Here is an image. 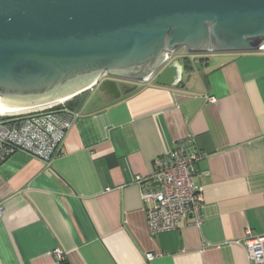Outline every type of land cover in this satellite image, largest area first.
Masks as SVG:
<instances>
[{"label":"crops","instance_id":"crops-1","mask_svg":"<svg viewBox=\"0 0 264 264\" xmlns=\"http://www.w3.org/2000/svg\"><path fill=\"white\" fill-rule=\"evenodd\" d=\"M185 56L173 59L184 66L174 86L83 93L51 165L24 152L0 164V264H254L245 239L264 236V51ZM181 146L203 157V222L152 235L142 194L156 160Z\"/></svg>","mask_w":264,"mask_h":264},{"label":"water","instance_id":"water-1","mask_svg":"<svg viewBox=\"0 0 264 264\" xmlns=\"http://www.w3.org/2000/svg\"><path fill=\"white\" fill-rule=\"evenodd\" d=\"M181 51H264V0H0V98L22 107L174 86Z\"/></svg>","mask_w":264,"mask_h":264},{"label":"built area","instance_id":"built-area-1","mask_svg":"<svg viewBox=\"0 0 264 264\" xmlns=\"http://www.w3.org/2000/svg\"><path fill=\"white\" fill-rule=\"evenodd\" d=\"M106 78L104 75L102 81ZM64 105L56 104L18 115L0 114V164L16 152H24L46 165L62 157L66 137L76 120L74 113L57 109ZM202 158L181 146L156 160V171L148 179L152 189L142 194L143 201L151 205L147 214L152 235L176 231L184 222L190 226L202 225L203 189L194 180L195 165ZM137 183H143L141 177L137 178ZM245 244L251 261L264 264V236H254L248 231ZM55 254L59 259L63 258L59 251ZM149 258L153 259L151 255Z\"/></svg>","mask_w":264,"mask_h":264},{"label":"bare ground","instance_id":"bare-ground-1","mask_svg":"<svg viewBox=\"0 0 264 264\" xmlns=\"http://www.w3.org/2000/svg\"><path fill=\"white\" fill-rule=\"evenodd\" d=\"M73 98H66L63 100H60L58 102H56L55 104H51V105H47V106H42V107H36V108H26V107H22L20 105L17 104V102L15 101H11V100H6L4 98H0V114L1 115H18V114H23V113H27L30 112L32 110H36V109H43L46 107H50L56 104H63L66 103L70 100H72Z\"/></svg>","mask_w":264,"mask_h":264},{"label":"trees","instance_id":"trees-1","mask_svg":"<svg viewBox=\"0 0 264 264\" xmlns=\"http://www.w3.org/2000/svg\"><path fill=\"white\" fill-rule=\"evenodd\" d=\"M82 105H83V98H81V96H77V97L73 98L71 101L67 102L66 105L61 106L57 109L68 110V111L72 112L75 109L80 108Z\"/></svg>","mask_w":264,"mask_h":264},{"label":"flooded vegetation","instance_id":"flooded-vegetation-1","mask_svg":"<svg viewBox=\"0 0 264 264\" xmlns=\"http://www.w3.org/2000/svg\"><path fill=\"white\" fill-rule=\"evenodd\" d=\"M123 83L129 87L128 89H131L132 88L131 85H133V84L128 83V82H123ZM95 89H99V87L97 86V87H95Z\"/></svg>","mask_w":264,"mask_h":264},{"label":"rangeland","instance_id":"rangeland-1","mask_svg":"<svg viewBox=\"0 0 264 264\" xmlns=\"http://www.w3.org/2000/svg\"><path fill=\"white\" fill-rule=\"evenodd\" d=\"M81 96V98H83L84 97V94H82V95H80ZM71 101V100H70ZM69 102V101H68ZM67 104V102L65 103V105Z\"/></svg>","mask_w":264,"mask_h":264}]
</instances>
